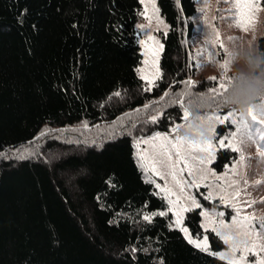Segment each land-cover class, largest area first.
<instances>
[{
    "label": "trees",
    "instance_id": "1",
    "mask_svg": "<svg viewBox=\"0 0 264 264\" xmlns=\"http://www.w3.org/2000/svg\"><path fill=\"white\" fill-rule=\"evenodd\" d=\"M158 6L169 29L160 33L161 78L150 87L138 72L141 0H0V264H228L216 255L228 244L203 227L202 207L230 220L231 204L195 189L201 206L184 223L193 236H208L214 254L196 248L136 154V138L184 122L171 99L185 81L193 78L194 96L227 83L225 75L197 76V0ZM218 101L192 99L191 108L210 112ZM106 122L113 128L97 129L99 146L69 136L92 135L79 126ZM238 156L218 150L213 166L224 171ZM160 210L168 212L154 215Z\"/></svg>",
    "mask_w": 264,
    "mask_h": 264
},
{
    "label": "rangeland",
    "instance_id": "2",
    "mask_svg": "<svg viewBox=\"0 0 264 264\" xmlns=\"http://www.w3.org/2000/svg\"><path fill=\"white\" fill-rule=\"evenodd\" d=\"M143 5V13L151 16V23L145 19L144 15H142V19L138 22V25H144V30L142 31L138 28V38L141 44V52H142V63L138 67V72L140 76L148 77V79H152L156 75L157 63L159 67V74H161V56L163 52L159 48L160 45L163 46V43L160 39L161 31H167L169 29V23L165 19V17L161 14L158 0H141ZM198 3V12L194 16L195 21V31L194 37L191 41L192 43V57L194 63H202L204 66L202 68H197V76H224L225 72L222 68L220 71H215L217 65L223 63L224 59H228L227 54V46L225 43V35L227 34L230 41L235 42L240 38L241 35L248 34V31L245 32L241 28H239L231 17L234 15L235 8L234 5L236 0H197ZM154 8L158 9L157 13H154ZM256 17V21L254 25L257 24V21H264V5L262 4V0H260V11L254 14ZM157 16L162 21V23L157 22ZM253 25V26H254ZM253 26H250L251 29ZM248 29V30H249ZM264 30V29H262ZM220 34V40L223 42L224 48L220 49L219 45L216 43V32ZM151 34L153 36V40L148 39V35ZM232 37H236V40H232ZM211 41V44H206L205 41ZM202 48H206L210 51L218 52L220 55L210 57L207 52L203 54V58L199 59L196 57V53H199ZM156 55H153V53ZM223 57V59H221ZM231 69V63L228 66L227 74H229ZM146 80V79H144ZM157 80V79H156ZM155 80V81H156ZM193 80V78H191ZM148 83V80H146ZM155 83V82H154ZM154 84L149 85L152 87ZM264 104V99L259 102H256L255 114L258 119H264V107L260 105ZM233 110V109H232ZM231 111V110H230ZM213 111L206 113H199V123L203 127V133L193 132L190 136H186L182 133V130L185 128H181L178 133H171L172 136L179 135L180 137L185 138L186 140H192L197 142H203L211 139L210 132L213 128V124L207 120H201L204 114H210ZM229 112V111H228ZM237 118L243 117L244 119H248L247 114L241 116V114L235 110ZM223 114H227V112H221ZM193 113L190 111V118L192 119ZM184 123V122H183ZM182 123V124H183ZM114 125V124H113ZM220 124H216L215 132L218 135L226 134L228 131L221 132L218 127ZM107 122L100 125H92L85 124L80 125L79 130L89 133L84 135H69L75 136L76 143H96L99 146V139L97 136V129L100 130L103 134H107L106 132L113 128L110 127ZM264 127V126H262ZM57 131L58 129H54ZM234 130V126L232 128ZM57 132H63L62 130ZM94 132H96L94 134ZM155 133L168 134L170 132L158 131ZM154 133V134H155ZM56 134V133H54ZM63 133L56 134L58 136H62ZM101 134V135H103ZM149 135L145 137H138L135 141V148L138 160L143 169H145L148 177L152 179L157 185V189L159 193H162L169 202V209L174 213V222L177 220V213L179 212V219L181 221L180 225L176 226L183 227L188 230V234L192 236L193 239L196 237L192 235L188 226L185 225V215L187 211H181V208H194L195 206L192 204V198L194 197L198 204L201 206L200 200L196 195V188H201L202 186L206 187L207 196H211V199L221 198L223 197V201H231L232 194L238 186L240 189L247 188V195L242 191L240 196V204L237 207H244V200H255V203L252 207H244V211L241 215L248 214L253 215L256 218L264 217V162H260L259 157V149L257 144L251 142H245L240 144V150L243 152L245 157V166L239 167L237 164H234L233 161L227 164L224 171H217L213 166V162L216 159L217 152L215 153V159L212 163H200L201 160H204L206 157V153L198 152V151H190L188 149L187 144L184 145L182 150V155L185 157V160L180 164L173 167L175 164L176 156H172V161L169 162L167 156L164 154L163 150L160 148V142H155V146L153 143H137L140 140H151V137L154 135ZM71 137V138H73ZM68 138V137H67ZM70 138V137H69ZM74 139V138H73ZM88 142H85V141ZM30 156H34L35 151ZM26 152L24 154L18 153L17 155L20 157L29 156ZM57 154V153H56ZM54 154L53 157H57ZM251 159H248V158ZM239 159V156L236 158ZM184 164H187V168H184ZM153 166H155L156 171H153ZM229 167H236L238 171V175H232L228 172ZM184 168L183 171L180 169ZM175 173V175H173ZM191 173V174H189ZM212 173H215L213 175ZM219 178V179H218ZM247 181V185L245 184ZM256 181H261V183L256 184ZM235 182V183H234ZM192 184L198 185L197 187H193ZM232 206V203H230ZM233 207V206H232ZM160 212L167 213L168 210H160ZM204 213H208V217L204 215ZM213 213H223V216L216 217ZM236 217V212L232 216L230 220L226 218L225 210H210L205 207H202V225L204 228L213 229L215 227L216 232L220 234V236H231L232 244L237 246V251L232 252L230 248V244L228 247L220 250L218 253H223L226 255V260H232L233 258L239 260L241 256L245 257L246 262H252L264 258V254L253 256L249 254V252L244 251L245 241L249 244L255 237L249 239L244 236L242 230H240L239 226L231 223V221ZM210 221H216L215 224ZM228 224V227L222 228L220 224ZM185 234V233H184ZM186 235V234H185ZM207 236V235H204ZM203 236V237H204ZM187 237V236H186ZM203 237H200L203 239ZM208 246H210V240L207 236ZM257 251H259V245L264 243V241L257 240ZM245 261H242L241 264H245Z\"/></svg>",
    "mask_w": 264,
    "mask_h": 264
},
{
    "label": "snow or ice",
    "instance_id": "3",
    "mask_svg": "<svg viewBox=\"0 0 264 264\" xmlns=\"http://www.w3.org/2000/svg\"><path fill=\"white\" fill-rule=\"evenodd\" d=\"M235 12L234 15L231 17V19L234 20L235 24L241 28L243 31L247 32L250 26H253L256 17L255 13H258L260 11V0H236V3L234 5ZM158 9L154 8V13H157ZM141 15H144L145 19L151 23L152 17L147 15L146 13H141ZM157 22L162 23V21L157 16ZM142 31L144 30V25H138ZM149 40H153V36L151 34L148 35ZM232 40H236V37H232ZM206 44H211V41H205ZM216 43L219 45L220 49L224 48L223 42L220 40V34L217 31L216 32ZM162 45L159 46V48L162 50ZM207 52V54L210 57H214L217 55H220L218 52L210 51L206 48H202L199 53H196V57L199 59L203 58V54ZM153 55H156L154 52ZM223 59V57H221ZM231 63L230 60L224 59L223 63L220 64V67L225 72V79L227 80V83H225L223 80L219 81L217 85H214L211 87L207 93H205L204 96H194V94L191 92V89L195 87L196 85L194 82L189 79L184 82L185 84V90L181 93L175 94L174 97L171 99V103L173 104H179L182 111H183V120L184 123L180 125H174V127L170 130V133L168 134H161V133H155L151 140H140L137 143H153L155 146V142H160V148L163 150L164 154L167 156L168 161H172V156H176L175 164L172 165L175 167L176 165H180L184 160L185 157L182 155V150L185 144H187L188 149L190 151H198L202 153H206V157L204 160H201L200 163H212L215 159V153L217 150H230L232 152H236L239 154V159H236L233 157V163L237 164L239 167L245 166V157L243 152L240 150V144H243L245 142H251L255 143L258 146L259 151V157L258 159L260 162H264V119H258L257 115L255 114L254 109H249L247 116L248 119H244L243 117L237 118L235 109L227 112V114H223L220 112V107L222 105H225L224 101V94L228 89V84L230 83V78L227 77V71L228 66ZM197 68H202L204 65L202 63H196L195 65ZM159 74V67L157 63L156 68V75L152 79H148V77L141 76V79L148 80V84L152 85L154 84L156 79H160ZM210 80H216V77H211ZM115 95H119V93H115ZM165 96H170L171 94L168 92H165ZM187 96L189 98V104L186 106L184 104L183 97ZM205 98H208L212 101H216L217 98H219L217 107L213 110L210 114H204L201 118V120H207L210 121L213 124V128L210 132L211 139L203 141V142H197L192 140H186L183 137H180L179 135L172 136L171 133H178L181 128H185L191 124V118H190V108H191V100H203ZM164 97H161V100H163ZM154 103H159V101H155ZM261 107H264V104L260 105ZM149 107V105H145V108ZM139 111V110H137ZM159 115H154L151 117L152 122L155 123L159 120ZM216 124H224L226 127H228L230 130L226 134L218 135L215 132V125ZM234 126V130H232ZM248 159H251L250 157ZM143 166V165H142ZM187 164H184V168H187ZM184 168H181L180 170L183 171ZM153 171H156L155 166H153ZM228 172L232 175H238V171L236 167H229ZM191 174V173H189ZM215 175V173H212ZM175 175V173H173ZM219 179V178H218ZM235 183V182H234ZM261 183V181H256V184ZM245 184L247 185V181H245ZM193 187H197L198 185L192 184ZM244 192L245 195H247V188L240 189L238 186L236 187L235 191L232 194L231 201H225L226 204L232 203L233 208L236 212V217L231 221V223L236 224L239 226L240 230H242L245 237L251 239L255 237L254 240L249 244L247 241H245V248L244 251L249 252V254L253 256H258L261 254H264V243H261L259 245V251H257V240L264 241V217L256 218L253 215L244 214L241 215V213L244 211V207H252L257 201L255 200H244L243 206L244 207H237L238 204H240V196L241 192ZM208 199L211 198L209 195L206 197ZM221 200L224 198L221 197ZM264 202V201H261ZM192 204L195 207H200L198 202L195 200V198H192ZM189 208H181V211H190ZM154 215H166L165 212H159L154 213ZM206 217H208V213H204ZM214 216L220 217L223 216V213H213ZM177 220L176 224L180 225L181 221L179 219V212L177 213ZM145 220H150V216H145ZM211 223L215 224L216 221H210ZM220 227L226 228L228 227V224L221 223ZM180 230L184 232L188 238L189 243L193 244L196 248L209 252V254H214L211 252L207 236H204L203 239H201L199 236L195 239L192 238L190 234H188V230L186 228L181 227ZM212 231H216L215 227L212 229ZM219 234V233H218ZM225 243L230 244V248L232 252L237 251V246L232 244V237L231 236H222ZM219 256L220 259H226V255L223 253L216 254ZM242 261H245V257L241 256L239 260L233 258L232 260L228 261V264H241ZM245 264H264V258H261L256 261L252 262H246Z\"/></svg>",
    "mask_w": 264,
    "mask_h": 264
},
{
    "label": "clouds",
    "instance_id": "4",
    "mask_svg": "<svg viewBox=\"0 0 264 264\" xmlns=\"http://www.w3.org/2000/svg\"><path fill=\"white\" fill-rule=\"evenodd\" d=\"M262 29L264 21L258 20L248 30V34L241 35L235 42L225 35L231 69L224 101L227 107L237 110L241 116L246 115L249 109H255L257 100L264 99V48L259 43V38L264 36ZM220 68L217 65L215 71L219 72ZM199 108V104H193L191 124L182 130L184 135L203 133V127L199 123Z\"/></svg>",
    "mask_w": 264,
    "mask_h": 264
},
{
    "label": "crops",
    "instance_id": "5",
    "mask_svg": "<svg viewBox=\"0 0 264 264\" xmlns=\"http://www.w3.org/2000/svg\"><path fill=\"white\" fill-rule=\"evenodd\" d=\"M209 248H210V246H209ZM219 252V251H218ZM218 252H217V254H218ZM226 260V259H225Z\"/></svg>",
    "mask_w": 264,
    "mask_h": 264
}]
</instances>
